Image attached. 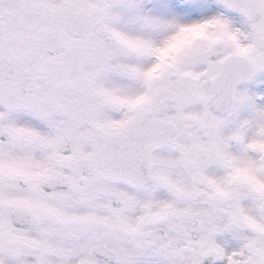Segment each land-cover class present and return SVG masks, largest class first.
I'll return each instance as SVG.
<instances>
[{"label":"snow or ice","instance_id":"1","mask_svg":"<svg viewBox=\"0 0 264 264\" xmlns=\"http://www.w3.org/2000/svg\"><path fill=\"white\" fill-rule=\"evenodd\" d=\"M264 0H0V264H264Z\"/></svg>","mask_w":264,"mask_h":264},{"label":"rangeland","instance_id":"2","mask_svg":"<svg viewBox=\"0 0 264 264\" xmlns=\"http://www.w3.org/2000/svg\"><path fill=\"white\" fill-rule=\"evenodd\" d=\"M259 90H260V91H264V87H261Z\"/></svg>","mask_w":264,"mask_h":264}]
</instances>
